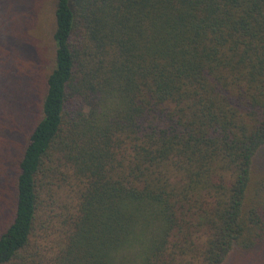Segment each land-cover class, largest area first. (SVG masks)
Segmentation results:
<instances>
[{
  "label": "trees",
  "instance_id": "1",
  "mask_svg": "<svg viewBox=\"0 0 264 264\" xmlns=\"http://www.w3.org/2000/svg\"><path fill=\"white\" fill-rule=\"evenodd\" d=\"M52 2L38 98L0 54V264H264V0Z\"/></svg>",
  "mask_w": 264,
  "mask_h": 264
},
{
  "label": "rangeland",
  "instance_id": "2",
  "mask_svg": "<svg viewBox=\"0 0 264 264\" xmlns=\"http://www.w3.org/2000/svg\"><path fill=\"white\" fill-rule=\"evenodd\" d=\"M52 3V0H43L37 8L36 0H0V54L3 58H9L10 71L6 72H12L14 77L19 78L26 69H30L23 77L22 86L26 96L34 90L38 98L43 90L44 78L53 65V45L49 39ZM0 61L1 67L5 65L3 59ZM30 110L31 116L26 120L25 115L15 108L14 121L19 122L18 127L23 134L28 132L35 114L34 101ZM7 121H11L9 115ZM129 258L125 253V257L119 258V264H129Z\"/></svg>",
  "mask_w": 264,
  "mask_h": 264
}]
</instances>
